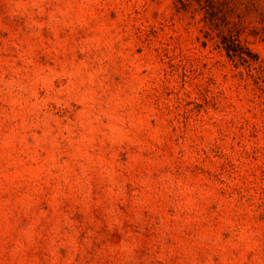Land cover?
Returning a JSON list of instances; mask_svg holds the SVG:
<instances>
[{
    "label": "rangeland",
    "instance_id": "1",
    "mask_svg": "<svg viewBox=\"0 0 264 264\" xmlns=\"http://www.w3.org/2000/svg\"><path fill=\"white\" fill-rule=\"evenodd\" d=\"M0 264H264V0H0Z\"/></svg>",
    "mask_w": 264,
    "mask_h": 264
},
{
    "label": "trees",
    "instance_id": "2",
    "mask_svg": "<svg viewBox=\"0 0 264 264\" xmlns=\"http://www.w3.org/2000/svg\"><path fill=\"white\" fill-rule=\"evenodd\" d=\"M179 2L184 8L196 3L202 10L207 3L210 6L214 5V0H179ZM211 36L212 35L209 32L206 33V39H210ZM217 36L219 38L218 47L224 49L227 57L234 63L240 62L251 66V64L257 60V56L252 54L249 48H247L239 38V34H236L232 29L226 31L220 30Z\"/></svg>",
    "mask_w": 264,
    "mask_h": 264
}]
</instances>
